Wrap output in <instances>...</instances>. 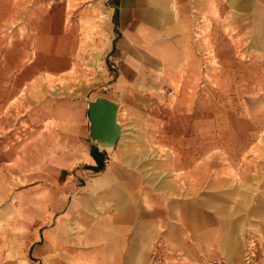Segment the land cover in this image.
I'll return each mask as SVG.
<instances>
[{"label": "rangeland", "instance_id": "374dc122", "mask_svg": "<svg viewBox=\"0 0 264 264\" xmlns=\"http://www.w3.org/2000/svg\"><path fill=\"white\" fill-rule=\"evenodd\" d=\"M135 1L147 24L118 25V0H0L2 55L22 44L28 62L39 32L48 65L59 33L61 76L46 87L116 100L121 128L105 151L113 180L63 199L92 178L73 181L77 161L48 125L44 141L23 126L24 155L0 157V264H73L68 249L78 264H264V0ZM121 194L139 229L118 259L88 233L114 220Z\"/></svg>", "mask_w": 264, "mask_h": 264}, {"label": "crops", "instance_id": "0c3cea01", "mask_svg": "<svg viewBox=\"0 0 264 264\" xmlns=\"http://www.w3.org/2000/svg\"><path fill=\"white\" fill-rule=\"evenodd\" d=\"M167 7L173 10L174 4L169 3ZM114 8L116 10L115 17L117 16L116 21L118 25L120 24L122 26L130 18L131 23L134 25L138 23L147 24V22L151 21L149 17L143 14L135 0H118V5H115ZM157 15L159 19L163 18L164 22H168V17L163 14L162 9L159 10ZM161 37L163 38L164 35ZM33 47V54H31L26 63L23 62L25 59V48L22 44H15L11 57L9 52H6L4 54L5 56L0 52V157L14 158L24 155V145H26L30 137L29 131L23 128V126H30L32 130L30 133L32 135L31 138L35 137V140L44 141V126L48 125V134L51 135L49 136L50 141L54 142V147L58 149L59 155L62 152V141L68 146V152L62 156V159L67 162L69 159H65L64 157H69L77 161V164L73 167V181L79 180L80 182L86 183L87 179L92 178L88 184L86 183L77 187L76 182H72L67 188H61L63 193L68 194L67 196L63 195L62 198L69 199L76 188H80L89 194L95 193L109 181L113 180L112 167L111 165L107 167L108 158L105 153L106 150L99 151L96 148L95 143L89 138V124H85L87 120V102L93 101L97 97L93 99L85 97L71 101H62L60 87L56 86L55 82L52 88L46 87V74L53 77V79H59L61 76L59 68L61 59L59 33L53 35L52 51L47 57L49 61L48 65L45 64L44 40L39 32L33 39ZM102 98L116 103L120 108L116 100L107 97ZM12 138L16 139V142L12 145H7L6 141H10ZM92 149H97L98 152H104L106 154L104 170L98 173L89 169V167L96 165L90 155ZM25 154H27V151ZM95 176L99 177L96 179ZM119 187L122 188L121 183ZM56 194H59L58 190ZM62 203L63 200L59 201L58 208ZM123 205L124 202L121 194L119 197L118 213L115 215L114 220L108 223L103 219L99 223V226L96 224L88 233L93 236L90 238L91 244L88 245H107V247L109 245H115L118 259H120L119 249L123 245L126 232L130 231L132 233L133 237L131 240H133L137 235V229H139L130 220ZM258 207H264V200L258 203ZM72 208L73 205L71 206ZM159 210L163 213L166 207H161ZM86 211H90V209ZM154 213V210L150 211L148 208L143 209L145 217L150 218ZM38 219V217L35 218L36 221ZM196 220V225L193 224L192 226L198 229L201 222L198 219ZM147 222L149 223L150 220ZM147 228L148 230L145 234L149 237L146 238L148 244L151 239V226L149 225ZM61 231V229L58 231L60 237L62 235ZM70 252L75 253L71 254ZM67 253L64 255V259L70 257L74 262L73 264H78L76 261L78 256L82 254V251L77 253L76 251L68 249Z\"/></svg>", "mask_w": 264, "mask_h": 264}, {"label": "water", "instance_id": "95a60500", "mask_svg": "<svg viewBox=\"0 0 264 264\" xmlns=\"http://www.w3.org/2000/svg\"><path fill=\"white\" fill-rule=\"evenodd\" d=\"M118 110L116 103L100 97L87 102L88 134L99 151H105L106 146L112 149L119 140L120 127L116 121Z\"/></svg>", "mask_w": 264, "mask_h": 264}, {"label": "trees", "instance_id": "16d2710c", "mask_svg": "<svg viewBox=\"0 0 264 264\" xmlns=\"http://www.w3.org/2000/svg\"><path fill=\"white\" fill-rule=\"evenodd\" d=\"M90 155L94 159L96 165L89 167V169L94 171L95 173L103 171L106 160V154L104 152H98L97 149H92Z\"/></svg>", "mask_w": 264, "mask_h": 264}, {"label": "bare ground", "instance_id": "6f19581e", "mask_svg": "<svg viewBox=\"0 0 264 264\" xmlns=\"http://www.w3.org/2000/svg\"><path fill=\"white\" fill-rule=\"evenodd\" d=\"M116 121H117V119H116ZM117 124H118V122H117ZM119 126V125H118ZM120 127V126H119ZM120 135H121V128H120ZM120 138V137H119ZM107 148L105 149V150H110L111 149V147H109V146H106Z\"/></svg>", "mask_w": 264, "mask_h": 264}]
</instances>
